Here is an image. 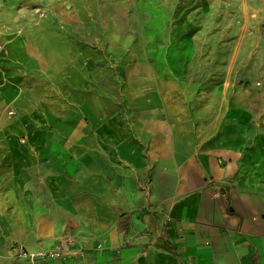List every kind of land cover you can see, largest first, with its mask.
Wrapping results in <instances>:
<instances>
[{
	"label": "crops",
	"instance_id": "0c3cea01",
	"mask_svg": "<svg viewBox=\"0 0 264 264\" xmlns=\"http://www.w3.org/2000/svg\"><path fill=\"white\" fill-rule=\"evenodd\" d=\"M67 2L49 19L62 29H1L0 101L16 113L0 111V264H264V93L186 83L167 63L118 77L85 33L101 0ZM213 45L196 51L206 65ZM24 100L44 107L41 146ZM20 246L63 254L26 261Z\"/></svg>",
	"mask_w": 264,
	"mask_h": 264
},
{
	"label": "rangeland",
	"instance_id": "374dc122",
	"mask_svg": "<svg viewBox=\"0 0 264 264\" xmlns=\"http://www.w3.org/2000/svg\"><path fill=\"white\" fill-rule=\"evenodd\" d=\"M199 1L101 0L102 23L92 22L85 29L92 34L87 39L97 48L98 63L112 67L118 77L128 62L149 63L153 75L167 63L162 71L186 83H224L233 93H264V0ZM70 9L67 0H0V37L6 20L16 17L23 19L22 32L45 31L51 25L62 29L49 19L58 20ZM212 40L213 60L206 65L196 51ZM2 52L0 43V61ZM29 56L23 54L24 73L38 68ZM0 111L12 119L16 113L12 103L1 101Z\"/></svg>",
	"mask_w": 264,
	"mask_h": 264
},
{
	"label": "bare ground",
	"instance_id": "6f19581e",
	"mask_svg": "<svg viewBox=\"0 0 264 264\" xmlns=\"http://www.w3.org/2000/svg\"><path fill=\"white\" fill-rule=\"evenodd\" d=\"M42 109H44V107L42 105H36V101L29 103L28 100H24L21 103V110H20V116H19V120H20L19 122H21L27 128L26 134L28 136V142L36 143L39 146L42 145L43 134H41L36 129L37 126L32 121V118H34V120H38L41 116ZM7 129H12V128L10 126L9 127L6 126V130Z\"/></svg>",
	"mask_w": 264,
	"mask_h": 264
},
{
	"label": "built area",
	"instance_id": "2783aa9c",
	"mask_svg": "<svg viewBox=\"0 0 264 264\" xmlns=\"http://www.w3.org/2000/svg\"><path fill=\"white\" fill-rule=\"evenodd\" d=\"M17 253L19 257H22L23 259H25L26 261H33L35 258H45L47 256L50 257H60L63 252L61 247H56L52 252H41L37 255H30L23 246H20L17 248Z\"/></svg>",
	"mask_w": 264,
	"mask_h": 264
}]
</instances>
